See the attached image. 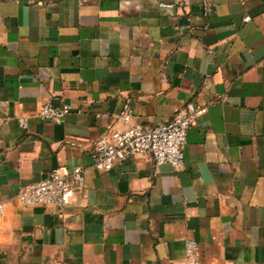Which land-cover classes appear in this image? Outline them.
<instances>
[{"label":"crops","instance_id":"1","mask_svg":"<svg viewBox=\"0 0 264 264\" xmlns=\"http://www.w3.org/2000/svg\"><path fill=\"white\" fill-rule=\"evenodd\" d=\"M187 102L182 167L92 166L126 109L151 126ZM0 118V264H185L188 238L199 264H264V0H0ZM61 165L85 197L16 201Z\"/></svg>","mask_w":264,"mask_h":264},{"label":"built area","instance_id":"2","mask_svg":"<svg viewBox=\"0 0 264 264\" xmlns=\"http://www.w3.org/2000/svg\"><path fill=\"white\" fill-rule=\"evenodd\" d=\"M162 8H172L171 3H159ZM68 104L60 106L45 103L38 117L54 123H61L69 113ZM206 111L205 105L187 102L178 110L171 120L155 125H144L133 121V114L126 109L119 115L123 124L121 129L108 127L95 142L91 151L92 166L100 171L109 170L115 163L121 162L130 155H150L154 165L170 163L175 169L183 165V150L186 144V131L194 124L197 117ZM20 127H26L24 117L17 118ZM3 118H0V125ZM84 169L75 166L68 169L61 165L47 177L19 189L16 201L24 206L54 205L64 206L70 203L76 192L85 197L83 191ZM4 205L0 203V213ZM185 264H199L200 251L198 243L191 238L185 240Z\"/></svg>","mask_w":264,"mask_h":264}]
</instances>
